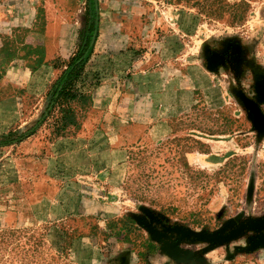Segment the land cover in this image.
<instances>
[{"label":"rangeland","instance_id":"rangeland-1","mask_svg":"<svg viewBox=\"0 0 264 264\" xmlns=\"http://www.w3.org/2000/svg\"><path fill=\"white\" fill-rule=\"evenodd\" d=\"M95 1L0 0L19 47L45 7L48 61L0 66V264H264V0ZM92 22L104 79L55 134Z\"/></svg>","mask_w":264,"mask_h":264},{"label":"trees","instance_id":"trees-1","mask_svg":"<svg viewBox=\"0 0 264 264\" xmlns=\"http://www.w3.org/2000/svg\"><path fill=\"white\" fill-rule=\"evenodd\" d=\"M95 9L96 1L93 0ZM214 13V12H213ZM97 22L88 25L82 44L77 51L70 56L68 61L59 66L62 71L52 85L50 92V103L48 106V115L54 117V133L61 134L70 127L79 129L80 110L90 106L93 103L92 90L99 87L104 79V73L93 71L88 68L90 59L94 54V45L92 44L93 34L96 31ZM23 31L25 34L21 41V46H16L10 36L4 38L0 44V66L10 64L15 58H22L27 61H34L28 64L33 71L46 65L48 61L46 46L47 17L45 7H41L31 28H15L16 31ZM18 51L21 54L18 55ZM1 78V76H0ZM55 113V114H54ZM189 167V164H186ZM123 231L131 233V224L134 225L133 218L126 216L121 219ZM155 244H151V247Z\"/></svg>","mask_w":264,"mask_h":264},{"label":"crops","instance_id":"crops-1","mask_svg":"<svg viewBox=\"0 0 264 264\" xmlns=\"http://www.w3.org/2000/svg\"><path fill=\"white\" fill-rule=\"evenodd\" d=\"M0 13H1V8H0ZM13 23H14V21L11 20V22H10L11 28H12L13 26L18 25V24H16V23H14V24H13ZM100 86H101V85H100ZM100 86H99V87H100ZM92 91H93V90H92ZM73 128H74V127H73Z\"/></svg>","mask_w":264,"mask_h":264}]
</instances>
